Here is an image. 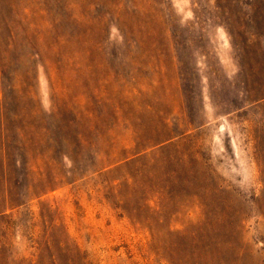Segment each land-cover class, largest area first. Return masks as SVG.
<instances>
[{"label":"rangeland","instance_id":"obj_1","mask_svg":"<svg viewBox=\"0 0 264 264\" xmlns=\"http://www.w3.org/2000/svg\"><path fill=\"white\" fill-rule=\"evenodd\" d=\"M0 264H264V0H0Z\"/></svg>","mask_w":264,"mask_h":264}]
</instances>
